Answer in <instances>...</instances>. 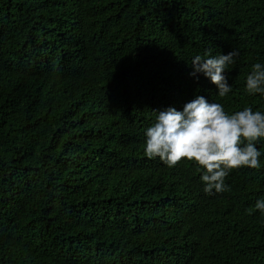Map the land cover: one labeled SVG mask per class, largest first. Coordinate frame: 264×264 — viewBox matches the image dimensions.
Instances as JSON below:
<instances>
[{"label":"trees","instance_id":"16d2710c","mask_svg":"<svg viewBox=\"0 0 264 264\" xmlns=\"http://www.w3.org/2000/svg\"><path fill=\"white\" fill-rule=\"evenodd\" d=\"M237 51L225 97L195 56ZM264 0H0V264H264L259 169L144 153L157 111L196 96L264 113Z\"/></svg>","mask_w":264,"mask_h":264},{"label":"clouds","instance_id":"9594fccd","mask_svg":"<svg viewBox=\"0 0 264 264\" xmlns=\"http://www.w3.org/2000/svg\"><path fill=\"white\" fill-rule=\"evenodd\" d=\"M238 55L237 51L207 58L197 55L191 63V75L202 72L216 86L218 96L225 97L232 91L225 72ZM246 91L264 95V64L252 66ZM157 113L156 122L146 130L145 155L159 157L168 167L184 160L194 162L204 170L201 180L206 193L226 191L225 178L234 169L261 167V150L256 146L264 138L261 111L245 107L230 114L222 104L198 95L182 111L170 107ZM255 207L264 213V200Z\"/></svg>","mask_w":264,"mask_h":264}]
</instances>
